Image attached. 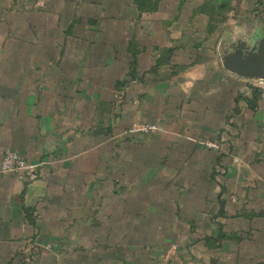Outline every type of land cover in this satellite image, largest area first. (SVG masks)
Returning a JSON list of instances; mask_svg holds the SVG:
<instances>
[{"label": "crops", "instance_id": "obj_1", "mask_svg": "<svg viewBox=\"0 0 264 264\" xmlns=\"http://www.w3.org/2000/svg\"><path fill=\"white\" fill-rule=\"evenodd\" d=\"M36 2L0 0V264H264V88L222 62L264 0Z\"/></svg>", "mask_w": 264, "mask_h": 264}, {"label": "built area", "instance_id": "obj_2", "mask_svg": "<svg viewBox=\"0 0 264 264\" xmlns=\"http://www.w3.org/2000/svg\"><path fill=\"white\" fill-rule=\"evenodd\" d=\"M47 0H37V7H45ZM257 86L264 88V79H256ZM122 96L119 94L118 101L115 104V113L121 112L122 109ZM161 127L156 123L135 121L130 127L125 130L127 136L146 135L157 132ZM208 147L216 148L218 145L213 141H205ZM41 162H35L24 156L20 151L12 148H7L1 160V172L13 173L21 180L26 182L33 181L39 177ZM176 247V246H175ZM175 247H173L175 249Z\"/></svg>", "mask_w": 264, "mask_h": 264}, {"label": "water", "instance_id": "obj_3", "mask_svg": "<svg viewBox=\"0 0 264 264\" xmlns=\"http://www.w3.org/2000/svg\"><path fill=\"white\" fill-rule=\"evenodd\" d=\"M223 66L245 78L264 79V34L256 39L232 42L222 58Z\"/></svg>", "mask_w": 264, "mask_h": 264}, {"label": "trees", "instance_id": "obj_4", "mask_svg": "<svg viewBox=\"0 0 264 264\" xmlns=\"http://www.w3.org/2000/svg\"><path fill=\"white\" fill-rule=\"evenodd\" d=\"M224 7H227V8H231V0H225L224 4H223ZM261 88L260 87H253V95H254V99L257 100L258 97L260 96L261 94ZM254 100H252V104L255 105V103L253 102Z\"/></svg>", "mask_w": 264, "mask_h": 264}, {"label": "rangeland", "instance_id": "obj_5", "mask_svg": "<svg viewBox=\"0 0 264 264\" xmlns=\"http://www.w3.org/2000/svg\"><path fill=\"white\" fill-rule=\"evenodd\" d=\"M255 80V79H254ZM255 83H257V81H254ZM255 87H259L257 86V84L254 85ZM208 141V140H207ZM176 245H172L169 250H168V254L171 253V256L172 255H175L177 253V246L175 247ZM175 247V249L173 248Z\"/></svg>", "mask_w": 264, "mask_h": 264}]
</instances>
